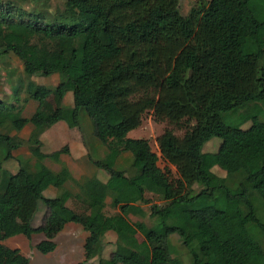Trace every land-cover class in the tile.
Masks as SVG:
<instances>
[{"label":"trees","instance_id":"16d2710c","mask_svg":"<svg viewBox=\"0 0 264 264\" xmlns=\"http://www.w3.org/2000/svg\"><path fill=\"white\" fill-rule=\"evenodd\" d=\"M25 2L0 0V58L12 54L26 76L48 79L27 82L24 104L17 96L9 103L0 98L5 111L0 116V233L27 238L37 233L32 219L19 223L16 218L23 208L35 212L41 203L57 224L77 223L87 232L81 263L183 264L170 252L168 239L175 233L190 264H208L214 247L226 264H260L264 223L254 199L261 198L264 206V65L259 63L264 48L257 38L264 27V0H199L185 14L180 0H64L53 11L26 9ZM37 46L49 61L36 65L26 57V50ZM67 93L71 106L52 107L45 100ZM30 100L37 104L24 117ZM108 103L115 106H108L116 114L112 122ZM82 111L90 119L89 139L97 142L90 149L97 158H89L108 173L105 182L91 177L75 182V193L66 188L72 180L68 168L55 172L44 160H58L67 145L51 153L32 145V165L16 157L15 172L3 167L21 145L3 131L5 122L20 130L27 123L45 129L64 121L83 131ZM148 111L154 121L184 129L176 135L165 128L157 136L159 155L148 139L128 136ZM224 112L240 113L238 121L224 122ZM212 136L221 139L216 164L226 174L209 180L202 146ZM125 154L129 159L121 158ZM159 158L175 171L160 167ZM49 186L56 195L44 196ZM149 193L162 200L149 207L150 223L131 222L128 213L145 214L136 204L149 203ZM70 196L89 205L86 219L66 206ZM107 197L118 212L105 213ZM108 231L142 260L114 250L104 257ZM55 246L43 239L35 247L45 254ZM0 264H29V257L0 242Z\"/></svg>","mask_w":264,"mask_h":264},{"label":"rangeland","instance_id":"374dc122","mask_svg":"<svg viewBox=\"0 0 264 264\" xmlns=\"http://www.w3.org/2000/svg\"><path fill=\"white\" fill-rule=\"evenodd\" d=\"M199 0H180L179 8L180 11L185 14L188 9L197 3ZM64 0H26L24 3V8L26 9H33V8H44L48 9L50 11H53L57 8H62ZM39 35L37 36V39L39 40ZM257 38L260 41L262 47L264 48V27L260 28L257 33ZM163 41H159L158 46H162ZM26 57L30 59L34 64H39L43 60L49 61V58L44 56L41 48L39 46L32 47L26 50ZM260 65H264V55L259 60ZM47 77L40 78L38 76H26L23 72L22 63L12 54L3 55L0 58V98L2 97L6 102H12L15 100V97H18L19 103H23L22 100L24 97H27L26 92V84L29 80H34L37 82H44L47 81ZM160 80H156V83H159ZM19 88L18 92L15 93L14 89L15 87ZM155 88L151 89V91H154ZM51 96V95H50ZM67 96V95H66ZM59 97L57 95H53L49 98V103L57 102V99ZM30 103V106L27 105ZM27 105L26 109H24L22 116L29 117L33 111V108L35 104H37V101L30 100ZM67 105H70L72 103V97L71 94L67 96L66 102H64ZM108 106H114L113 103H108L106 105V109L108 110V118L109 120L115 121L116 120V114L114 109ZM28 107V108H27ZM115 107V106H114ZM264 108V106H263ZM116 109V108H115ZM245 109V108H244ZM242 109V110H244ZM117 114L119 115V112L116 109ZM236 113V112H235ZM232 113V112H224L222 113V117L224 122L229 124H235L239 119L240 113ZM5 111L0 107V116L4 115ZM264 118V115H263ZM81 123H82V130L87 131L89 129V126L87 125L90 122L89 117L86 115L84 111L81 112ZM250 124V122H247L243 124V127H246ZM55 124H52L49 127H46L45 129L37 128L31 123H27L22 129L15 130L11 127L10 121L5 122V126L3 128V131L13 134L12 136H15L18 141L21 142V145L13 150L12 152L14 155L19 156H13L10 160H7L3 162V167L9 171L15 172L18 167V162L16 160V157H21L28 161L29 165H32L34 162V156L32 154V151L29 149L31 145H41V133L42 131H55L53 129ZM165 128H171L174 130L176 135H182L184 129L178 128L175 125L169 124L166 121L163 122H156L152 118L151 111H148L143 116V121L141 125L132 130L131 134H129V137L138 138L143 137L148 139L149 144L151 146V149L155 151L159 155L158 145L156 142L157 136L165 129ZM41 129V132L38 135H32L34 131H39ZM60 129V128H58ZM60 131V130H56ZM71 131H78L77 129L71 130ZM30 132V134H28ZM52 134V133H51ZM87 140H89V137H86ZM48 140H51L50 137L47 138ZM221 142V139L219 136H212L210 137L202 146V154L204 156V168L206 171L207 178L209 180L214 179L217 176H225V171L219 168L216 164V150ZM52 143L54 144L55 141L52 140ZM51 144L50 146H55L56 148L58 146L57 143L54 145ZM65 144V143H63ZM62 144V145H63ZM93 158H97V153L92 150L91 152ZM129 159V157L125 154L122 155V159ZM86 160L89 159V155L85 154ZM50 162H52L51 159H49ZM94 165V164H93ZM158 165L160 167L168 166L173 172L175 171L174 167H171L170 165H166V163L159 158ZM197 188V187H196ZM198 189V188H197ZM50 190L44 191V195H47ZM148 199L151 201L148 203L149 207L151 205L159 204L162 202L161 199L156 198L154 195H151L150 193L147 194ZM254 205L256 208L257 216L260 218V220L264 223V206L262 203L261 198L254 199ZM114 208L108 205L106 208V213L110 214L111 211ZM34 214V215H33ZM33 216V217H32ZM33 220V224L38 227V232L31 235L30 238L25 237L22 234H18L15 236H12L11 238L7 237V235L1 236L0 235V241L5 247H16L19 248L20 251L22 250V253L24 255L29 254L27 256L30 257V264H70L69 260L73 259L75 256H78L79 250H81L83 255V244L85 241V238L87 236V232L83 231L82 227L78 225L77 223H69L67 226L68 228L75 225V230L72 232V239H73V251L75 254H69L68 257L63 259V257L60 258V261H55L53 256L46 255L44 253H41L36 249V244L43 239H50L54 240L57 245H63L65 242V236L63 234H60L56 228L58 229V225L53 223L54 221L51 219H48L47 216V209L43 204H39V208L34 212L32 208H23L17 215V222L22 223L27 220ZM53 221V222H52ZM250 231L253 234V236L257 239L261 237V234L259 231H257L256 228L253 226L250 227ZM117 244V246H115ZM168 244L170 248L171 255L173 257H178L182 261L183 264H190V255L187 253V251L182 247V244L180 242V238L177 234L173 233L169 236ZM118 242H114L113 246L117 251H120V253L130 256L134 261L139 258V255L136 253L135 250L131 248H120ZM63 249V248H62ZM114 249V250H115ZM119 249V250H118ZM125 250V251H122ZM122 251V252H121ZM26 253V254H25ZM124 256V255H121ZM130 258V259H131ZM82 262V261H81ZM75 264V263H73ZM122 264V263H120ZM208 264H226V260L224 255H222L221 250L219 247H214L211 255L208 260ZM260 264H264V257L261 258Z\"/></svg>","mask_w":264,"mask_h":264},{"label":"crops","instance_id":"0c3cea01","mask_svg":"<svg viewBox=\"0 0 264 264\" xmlns=\"http://www.w3.org/2000/svg\"><path fill=\"white\" fill-rule=\"evenodd\" d=\"M50 95L52 96V94H50ZM50 95L47 96V98L45 100L52 107H58L60 105H65V106H71L72 105V103L70 105H67V104L64 103V102H66L67 96L69 95V93H67L66 94L67 96L65 95L64 98H62V99L58 98L57 102H54V101L52 102V103H55V104L49 103V98L51 97ZM6 103H9V102H6ZM27 106L29 107L30 103ZM24 109H26V106H25ZM33 110H34V108H33ZM54 124L55 125H54L53 129H55V131H42V133L40 134L41 135V138H40L41 139V145H40V147H41L42 152L51 153L53 151H56V150L60 149L64 145H67L68 151L66 153H61L59 158H58V160H52L51 159L52 162H50L49 158H46L44 160V163L51 170H53L55 172L59 171L62 166H66L68 168V170H69V172L71 174L72 180L66 182L65 187L68 188V189L70 188L72 193H75L77 191L76 188H74V184H76L75 182L82 181V180H84L86 178H91V177H93L95 179H98L101 182H105L108 179V177H109L108 173L105 172L102 169L101 170L97 169L96 166L93 165V163L91 162L90 158L88 160H86V158H85V154H87L89 156L91 155V151H90L91 146H94L97 143L95 139L91 138V139L87 140V138H86V137H90L92 135V131H81V130L75 128V127L74 128H70L67 125V123H65L64 121H58V122H56ZM87 125H89V123ZM58 128H60V129H58ZM75 129H77L78 131H71V130H75ZM56 130H60V131H56ZM131 132L132 131H130L128 133V135L131 134ZM28 134H30V132H28ZM9 135L12 136L13 134H9ZM49 137H50L51 140L47 139ZM52 140L55 141V143L58 144V146L56 148H54L55 146H50V142H51V144H53ZM63 143H65V144H63ZM29 149H30V147H29ZM101 153H102V151H101ZM12 155L13 156H19V155H14L13 152H12ZM171 167H173V166H171ZM48 190H50L51 192H49L47 195H44V196H54V195L57 194V190L55 188L51 187V186L46 188L44 191H48ZM110 200H111L110 197L106 198V204L107 205L104 208V211H106V208L108 207V205L110 203ZM65 204H66V206L68 208L73 210L75 213H77L83 219H86L89 216V214H90L89 205L85 201H83L81 199H77L74 196H70L67 199ZM136 205H139V207L143 208L144 211H145V214L142 215V214H139V213H136V212L128 213L127 218L131 222L143 221V222H146V223H150V218L148 216L149 204L148 203H146V204L145 203H140V204H136ZM118 211H119L118 207H115L111 211L110 214L118 212ZM47 216H48V219H50V216H49L48 213H47ZM53 223L55 224V222H53ZM70 223H72V222H70ZM57 225H58L57 226L58 229L56 228V230L60 234H63L65 236V238H66L65 242L66 243H64L63 245H57L55 243L56 246H55L54 250H52V251H50L48 253H45V254L53 256L55 261H60L61 257H63V259H65L66 257H68L69 254H75V252L73 251L74 247H73V242H72L73 241L72 235L74 233L73 231L75 230V227H74L75 225H73L70 228L67 227L69 225V223H66V224H64L62 226L59 225V224H57ZM0 235L4 237V235H6V233L3 231V232L0 233ZM136 236H137V238L139 240L143 239V237H142V235L140 233H137ZM115 241H117V235L113 231L106 232V234L104 235V238H103V242H104L105 246L103 248L102 254H103L104 257L109 256V254L115 249L114 246H113V243ZM115 246H117V244H115ZM119 247L120 248H124V249L129 248V247L124 246V245H119ZM114 251H116L120 255H124L126 257L131 258L130 256L125 255L127 252H125V254H122V253H120V251H117L116 249ZM122 251H125V250H122ZM21 252H22V250H21ZM27 255H29V254H26V256ZM83 258H84V256L82 255L81 250H79L78 256H75L73 259H70L69 263L70 264H73V263H75V264H93V262H95L94 259H93V260H89L87 262L81 263ZM131 260L134 261L132 258H131ZM141 260H142V257L139 255V258L137 260H135L134 262H140ZM29 264H30V257H29ZM118 264H120V263H118Z\"/></svg>","mask_w":264,"mask_h":264}]
</instances>
